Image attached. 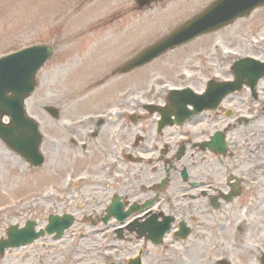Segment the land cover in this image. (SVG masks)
<instances>
[{
  "label": "flooded vegetation",
  "instance_id": "1",
  "mask_svg": "<svg viewBox=\"0 0 264 264\" xmlns=\"http://www.w3.org/2000/svg\"><path fill=\"white\" fill-rule=\"evenodd\" d=\"M214 1L198 0L197 3V0H159L141 7L131 4V0L128 4L139 11H146L158 3L168 14L175 16V20L163 29L164 36L194 18ZM247 19L240 18L232 25ZM232 25L204 34L198 39L221 34ZM53 58L55 54L37 72V90L41 86V71ZM85 60L86 57L72 58L69 55L62 66L69 67L74 61ZM120 63L116 61L110 65L114 70L107 73L105 79L95 80L91 75L86 80L88 86L78 96L83 106H79L81 110L77 117H72V97L69 93L63 94L57 104H53L52 92L50 96L47 95L45 102H37V108L30 112L29 115L38 121L46 134L49 126L51 131H57L60 137H54L61 139V142L44 137L41 150L45 162L40 166H34L26 157L11 149L20 159L18 175L27 171L45 172L47 168L49 173H53L56 170L53 159L60 155L66 167L62 188L57 190L61 195H48V185L42 191L34 189L19 196L20 205L26 211L39 213L52 210L44 222L29 218L24 224H16L20 227L33 220L35 226L42 230L48 225L50 215L73 213L64 209L69 206L71 199L80 198L79 212L85 220L84 225L90 230L88 237L105 236L112 241H128L134 248V251L131 249L128 253L115 254L118 259L128 255L126 260L120 261L122 264H131L130 261L138 256L141 264H147L150 247H154L155 256L163 260L175 255L180 264H212L215 263L214 256L208 247H223L220 240L226 241L231 234L240 243L239 249L244 252L242 258L245 264H263L264 242L257 228L264 198V138L259 139L258 133L248 128L252 121L250 118L258 117V107L264 103L259 93L262 80L257 87L258 94L251 93L248 86L239 92L242 95L240 105H235V108L243 111L239 116H232L228 106L223 108L224 103L231 104L237 95L225 99L215 114L218 117L224 111L227 119H234L227 120L223 128L213 133L209 129L200 128L198 134L192 125L198 122L201 117L198 115L186 123L193 130L186 131L180 141H172L167 139L168 129L175 130L178 127L180 130L183 127L166 122L164 114L172 105L165 91H147L143 96V104L135 103L130 100L128 93H124L117 98L113 96L110 104L102 106L95 99L96 95H91L102 84L124 76L117 75L115 70ZM247 91L251 94H246ZM250 97L253 99L254 111L249 106L251 101L247 103ZM90 98H94L93 107L86 103ZM48 105L57 107L60 116L47 112L45 108ZM87 107L90 110L85 109ZM8 120L5 117V122ZM172 120L176 122L175 117ZM220 129L224 131L227 143L224 155L205 149L203 144L211 140ZM47 143L49 146H46ZM0 144L1 148H9L1 138ZM189 150L195 152L196 156L200 153L205 156L192 160L191 165L184 164L182 160ZM172 151L175 153L171 154ZM76 163H79L78 167ZM201 163L211 167L217 164L221 169L197 171L195 167ZM113 205L116 213L105 221ZM120 212L126 214L124 221L118 219ZM6 230L0 239L7 236ZM224 233H228V236ZM227 243L233 245L232 239ZM114 246L117 248L119 245ZM201 249L203 256L199 254ZM229 256H222L216 264L231 261Z\"/></svg>",
  "mask_w": 264,
  "mask_h": 264
},
{
  "label": "rangeland",
  "instance_id": "2",
  "mask_svg": "<svg viewBox=\"0 0 264 264\" xmlns=\"http://www.w3.org/2000/svg\"><path fill=\"white\" fill-rule=\"evenodd\" d=\"M130 1L0 0V56L34 44H51L56 48L55 58L41 71L40 88L27 101L29 112L37 108V102H45L47 95L50 96L52 92L55 102L53 104H56L63 94L69 93L72 97V117H77L76 115H80L81 110L79 106H83L78 96L83 94L81 90L86 83L85 75L90 73L96 75V78L103 77L112 69L107 68L112 63L122 62L138 49H142L144 44L160 38L164 33L163 29L176 18L163 10L158 3L150 10L139 11L133 7L136 1L133 0L132 6L128 4ZM219 35L197 39L189 45L159 57L144 68L136 69L129 75L111 79L94 90L95 93L92 92L91 95H96L95 99H98L99 105L102 106L110 104L114 99L113 96L117 98L118 95L124 93L133 97L136 103L138 96H142L148 88L153 86L165 88L166 93L170 88L183 87H192L198 92H204L210 79H231L233 77L232 65L235 60L247 55L264 60V9L244 22L240 21L229 27L221 33L223 35L220 36L221 38ZM217 47L221 50H216ZM69 55L72 58L86 57V60L74 61L69 67L62 66L63 61ZM259 93L264 99V80L260 84ZM246 94L251 93L247 91ZM235 95L237 96L231 104H223L224 109L226 106L240 105L242 95H239V92ZM93 101L94 98H90L86 103L93 107ZM252 101L250 97L247 103L250 102V109L254 111L255 106ZM263 106L264 103L258 107V117L250 118L252 121L248 126L258 133L259 139L264 138ZM85 109L90 110L89 107ZM237 110L238 112L235 110L236 114L243 113L242 110ZM225 116L224 111L220 112L218 117L214 112H205L197 120L198 122L192 125L198 134L200 128L209 129L213 133L223 128L227 120L233 121L234 119H227ZM188 126L190 125L185 124L180 130L177 129L178 127L175 130L168 129L167 139L180 141L184 137L183 134L190 131ZM48 128V135L44 133L46 139L61 142V139L55 138L60 137L57 131H51L50 126ZM46 146H49V143ZM262 151L264 157V150ZM0 153H2L0 157L1 236L5 229L8 231L9 225L24 224L29 218L44 222L48 212L52 210L39 213L26 211V208L20 205L19 196L34 189L42 191L48 185V191L53 187L55 190H60L66 165L60 159L61 155L55 156L54 159L52 158L56 162V170L53 173H49L47 168L45 172L30 173L27 171L23 175L20 173L18 175L20 159L17 154L1 146ZM195 154L189 150L182 163L191 165L192 160L205 156L202 153L197 156ZM76 165L78 167L79 163ZM213 165L211 167L206 163H201L195 169L197 171L221 169L217 164ZM23 169L26 171V165ZM37 177H40V181L36 180ZM57 195H61V192L56 193ZM80 201V198L71 199L69 206L64 209L75 213L77 221L63 238L54 240L52 236H45L28 246L11 249L5 256H0V264H111L112 262L122 264L120 261L126 260L128 255H122L118 259L115 254L128 253L131 249L134 251V248L128 244V241L117 239L112 241L111 238L108 239L105 236L88 237L90 230L84 225L85 220L79 212ZM259 230L258 234L264 242V198L257 228V231ZM224 235L228 236V233ZM233 236L231 234L226 238L229 243L232 239L233 245L220 240L223 247L216 245L213 249L208 247L212 251L210 254L214 256L215 263L212 264H216L218 259L226 255H230L229 258L234 264L246 263L242 258L244 252L239 249L240 243L237 237ZM114 245L119 246L115 248ZM198 245L199 248L202 247L199 243ZM149 249L147 264H180L175 255L163 260L155 256L154 247ZM201 251L199 254L203 256V249Z\"/></svg>",
  "mask_w": 264,
  "mask_h": 264
},
{
  "label": "water",
  "instance_id": "3",
  "mask_svg": "<svg viewBox=\"0 0 264 264\" xmlns=\"http://www.w3.org/2000/svg\"><path fill=\"white\" fill-rule=\"evenodd\" d=\"M142 4H147L153 0H139ZM264 5V0H221L212 8L206 11L205 15L199 17L194 23H188L179 28L174 33L168 35L163 40L152 44L133 60L125 64L122 72H127L168 51L194 39L198 33L206 32L205 27L227 21L230 18L250 14L256 7ZM201 28L202 30H198ZM53 47L50 45H36L16 52L9 56L0 58V137L16 150L25 154V150H30V159L41 162L39 146L42 139L38 124L29 118L25 112V98L34 90V76L52 54ZM264 63L252 58H244L234 65L237 80L235 82L216 83L211 81L207 93L196 95L191 89L173 90L172 103L180 107L181 117L184 120L194 112L187 111V104L192 103L196 107V112L205 108L216 107L222 98L237 89H240L244 77L248 78V83L254 88L259 78L264 76ZM10 92L14 96H9ZM8 113L12 117V123H2V116ZM216 151H225L226 144L223 136L218 134L214 139ZM210 147H212L210 145ZM63 221L55 220L48 232L59 231L61 235L65 228L73 223V216H70L62 226ZM41 234H35L32 228L10 231L9 241L0 242V252L4 253L6 247L19 246L33 242Z\"/></svg>",
  "mask_w": 264,
  "mask_h": 264
}]
</instances>
